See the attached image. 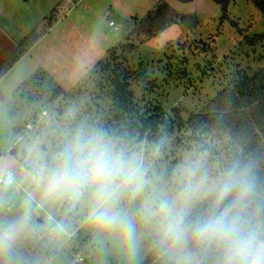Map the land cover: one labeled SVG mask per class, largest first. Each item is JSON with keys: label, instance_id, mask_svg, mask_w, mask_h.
Masks as SVG:
<instances>
[{"label": "clouds", "instance_id": "obj_1", "mask_svg": "<svg viewBox=\"0 0 264 264\" xmlns=\"http://www.w3.org/2000/svg\"><path fill=\"white\" fill-rule=\"evenodd\" d=\"M81 230L123 264H264V151L141 142L75 108L0 138V264H58Z\"/></svg>", "mask_w": 264, "mask_h": 264}, {"label": "rangeland", "instance_id": "obj_2", "mask_svg": "<svg viewBox=\"0 0 264 264\" xmlns=\"http://www.w3.org/2000/svg\"><path fill=\"white\" fill-rule=\"evenodd\" d=\"M0 1L15 18L20 32L33 24L41 30L44 19L54 10L59 11L57 21L43 37L42 44L0 86V138H3L22 137L41 127L44 121L55 123L53 121L60 120L73 108L78 110V115L86 117L88 105L93 102L92 87L77 86L111 48L123 43L116 17L143 18L160 0ZM166 2L180 15L196 14L200 25L195 33L173 25L141 45L130 57V69L136 73L142 66L148 79L156 83L154 87L147 82L135 84L134 90L145 104L160 105L168 115L175 107L185 116L198 113L216 96L223 77L228 76V79L231 71L264 68V41L250 43L264 34V16L253 1L232 0L226 13L213 0ZM110 22L116 27H110ZM30 30L31 27L27 33ZM198 40L209 41L210 51L201 53L195 49ZM34 64L48 66L54 74V85L64 91L65 95L56 102L48 103L49 96L37 101V94L32 92L15 94L19 86L33 76ZM46 88L53 89L48 85ZM35 110L48 112L46 119L34 118ZM175 137H169L172 148ZM77 251L87 264H123L117 254L102 249L83 230L69 237L58 264H70L72 254Z\"/></svg>", "mask_w": 264, "mask_h": 264}, {"label": "trees", "instance_id": "obj_3", "mask_svg": "<svg viewBox=\"0 0 264 264\" xmlns=\"http://www.w3.org/2000/svg\"><path fill=\"white\" fill-rule=\"evenodd\" d=\"M213 1L222 6L226 13L232 0ZM251 1L264 16V0ZM58 13V9L54 10L44 19L41 30L35 28L17 42L14 53L0 66V80L49 32L57 21ZM116 21L122 31L123 43L111 48L106 57L98 62L77 86L92 87L93 102L88 105L84 114L86 117L99 121L106 128L120 134L134 135L141 142L154 141L162 133L168 138L176 135L173 149L194 139L197 133L214 131L245 150L264 151V68L250 72L237 68L231 71L232 75L228 79V76L223 77L225 79L216 96L198 113L185 116L180 108L175 107L168 115L160 105H147L143 99H139L134 90L135 84L147 82L154 87L156 83L148 79L149 75L142 66L136 73L131 70L130 57L138 52L141 45L159 37L173 25H180L187 33H195L200 25L197 15H180L166 0H160L143 18L116 17ZM256 41H264V34L256 36L250 43ZM195 49L207 53L210 51V42L198 40ZM54 84L50 76L39 70L22 83L15 94L32 92L37 94V101L49 96L47 102L54 103L65 95L64 91ZM46 85L53 89L49 90ZM42 112L35 110L34 118H38ZM45 117L41 120L44 121ZM172 154L174 153H170ZM87 263L84 258V264ZM144 264H148V261Z\"/></svg>", "mask_w": 264, "mask_h": 264}, {"label": "crops", "instance_id": "obj_4", "mask_svg": "<svg viewBox=\"0 0 264 264\" xmlns=\"http://www.w3.org/2000/svg\"><path fill=\"white\" fill-rule=\"evenodd\" d=\"M1 2V1H0ZM24 2H28L24 0ZM16 20L13 18L10 14L7 12V8H5V5L0 4V66L14 53L16 49L17 42L21 41L23 38H25L32 30H34L35 27L34 24L30 25L31 30L27 33V30L29 27L24 31L20 32V27L16 26ZM39 29V28H38ZM44 38H42L39 43L25 56L23 57L1 80H0V86L3 82H5L10 76H12L16 70L19 68V66L26 60L27 56L30 55L34 50L36 51L38 47L42 44ZM51 59V57L49 58ZM48 59V60H49ZM61 59V57H59ZM33 66V72L31 71L32 75L35 74L37 71L42 70L44 71L48 76L51 77V79L55 81L54 74L50 72L48 66H42L39 64H34ZM47 67V68H46ZM49 71H48V70Z\"/></svg>", "mask_w": 264, "mask_h": 264}, {"label": "built area", "instance_id": "obj_5", "mask_svg": "<svg viewBox=\"0 0 264 264\" xmlns=\"http://www.w3.org/2000/svg\"><path fill=\"white\" fill-rule=\"evenodd\" d=\"M110 27L115 28V24L113 22H110L109 24ZM47 115V113L45 111H43L40 115V120L43 119L45 116ZM70 264H84V257L82 256V253H73L70 260H69Z\"/></svg>", "mask_w": 264, "mask_h": 264}]
</instances>
